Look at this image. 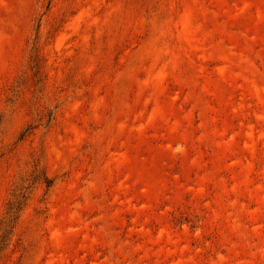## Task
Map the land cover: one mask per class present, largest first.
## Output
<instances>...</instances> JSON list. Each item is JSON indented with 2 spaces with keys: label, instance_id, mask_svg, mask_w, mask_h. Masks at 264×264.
Returning <instances> with one entry per match:
<instances>
[{
  "label": "rangeland",
  "instance_id": "1",
  "mask_svg": "<svg viewBox=\"0 0 264 264\" xmlns=\"http://www.w3.org/2000/svg\"><path fill=\"white\" fill-rule=\"evenodd\" d=\"M0 264H264V0H0Z\"/></svg>",
  "mask_w": 264,
  "mask_h": 264
}]
</instances>
